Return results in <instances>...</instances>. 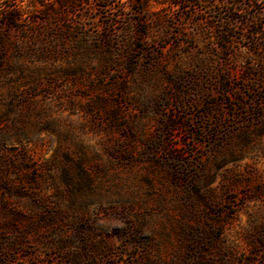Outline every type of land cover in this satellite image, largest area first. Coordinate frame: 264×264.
<instances>
[{
    "label": "rangeland",
    "instance_id": "1",
    "mask_svg": "<svg viewBox=\"0 0 264 264\" xmlns=\"http://www.w3.org/2000/svg\"><path fill=\"white\" fill-rule=\"evenodd\" d=\"M0 264H264V0H0Z\"/></svg>",
    "mask_w": 264,
    "mask_h": 264
},
{
    "label": "trees",
    "instance_id": "2",
    "mask_svg": "<svg viewBox=\"0 0 264 264\" xmlns=\"http://www.w3.org/2000/svg\"><path fill=\"white\" fill-rule=\"evenodd\" d=\"M12 20H15L16 21V20H18V17L15 16Z\"/></svg>",
    "mask_w": 264,
    "mask_h": 264
}]
</instances>
